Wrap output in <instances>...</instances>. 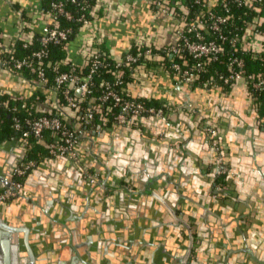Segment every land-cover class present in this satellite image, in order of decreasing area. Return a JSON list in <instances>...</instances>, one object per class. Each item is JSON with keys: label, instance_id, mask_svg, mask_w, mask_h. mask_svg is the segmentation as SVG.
I'll return each mask as SVG.
<instances>
[{"label": "crops", "instance_id": "crops-1", "mask_svg": "<svg viewBox=\"0 0 264 264\" xmlns=\"http://www.w3.org/2000/svg\"><path fill=\"white\" fill-rule=\"evenodd\" d=\"M38 1L0 0V31L6 42L19 31V10ZM106 1L113 11H100L95 24L108 54L120 57L139 37L149 40L155 34V11L148 0ZM119 4L120 11L116 8ZM40 24L36 23V31ZM88 34V29H82L72 44V60L78 64L83 58L76 45ZM128 86L133 96L169 105L170 117L162 122L143 116L132 127L112 124L104 126L101 134L92 130L77 150L82 165L99 175L96 182L83 172V181L74 179L81 168L74 163L68 165L67 158L49 154V134L32 140L16 133L0 143V173L26 161L32 152L38 157L36 167L25 178L23 194L0 204V233H9L0 237V264L12 260L11 246H20L19 258L27 256V244L40 259L39 264H71L73 255H78L71 242L85 249L92 247L86 252V264H183L179 256L184 246L172 229L173 216L165 201L175 204L179 216L192 225L195 251L186 264H264V121L247 91L242 87H190L159 62L132 74ZM0 89L14 96H30L36 91L30 83L4 74L1 69ZM206 122L215 124L222 136L226 167L230 169L225 188L217 182L220 174L215 171L218 157L213 142L205 141ZM161 133L165 140L181 141L185 147L179 146L170 161H148L150 176L139 180L138 188L130 186L125 180H135L145 164L131 165L122 155L128 156L136 149L139 156L150 157L143 139ZM102 138L110 140L104 149ZM111 141L118 143L114 147L120 157L111 156ZM97 153L114 161V168L106 173V184L120 187L101 198L94 196L101 174L86 165L93 162L94 168L102 170ZM126 185L130 188H124ZM216 186L224 189L228 197H217ZM72 187L80 192L77 201L87 204V212L79 211L73 216L67 212L64 203L71 198ZM52 194L55 203L64 208L56 219L59 225L42 221L25 201L34 197L46 200ZM62 194L64 200L60 199ZM92 220L99 224L86 226ZM61 221H75L72 225L77 235L72 236V229L66 230ZM3 222L15 228L9 230Z\"/></svg>", "mask_w": 264, "mask_h": 264}, {"label": "built area", "instance_id": "built-area-1", "mask_svg": "<svg viewBox=\"0 0 264 264\" xmlns=\"http://www.w3.org/2000/svg\"><path fill=\"white\" fill-rule=\"evenodd\" d=\"M46 1L49 0H39L30 8L19 10V31L13 39L29 47L37 38L39 47L31 54L17 56L15 48L9 46L0 33L1 71L30 83L36 88L35 93H45V99L29 105L26 98L31 95L14 96L2 89L0 94L8 93L22 100L21 107L27 109L28 115L20 117L17 107L9 108L13 127L22 137L43 139L49 134L46 143L49 154L71 160L91 182H96L99 175L82 165L77 146L90 137L92 130L97 129L101 134L104 126L112 124L132 127L143 116L166 120L172 110L167 104L149 103L133 96L128 83L125 86L128 70L132 75L159 62L190 87L209 90L242 87L252 99L255 110L264 111V0H148L155 11V34L149 40L139 37L134 45L136 49L133 46L120 57H113L102 49L96 30L100 11H113L108 1L51 0L45 4ZM68 2L81 7L77 17L80 29L73 38L72 27L61 24L62 17H73L65 7ZM116 8L120 11L121 5ZM26 13L30 14L29 20ZM37 22H41L39 31L35 29ZM82 29H88L90 34L76 45L77 53L83 58L78 64L72 60L71 48ZM54 44L68 52L71 69L56 73L54 84L47 86L49 77L44 58ZM111 58L115 60L113 78L103 83L97 100L85 106L84 101L97 86L96 74L111 65ZM249 60L263 69L251 71ZM85 65L89 69L82 74L78 68ZM25 68L32 73L31 78L22 76ZM59 91L64 103L58 98ZM6 105L0 100V110ZM188 107L195 112L191 104ZM32 108L40 114H33ZM96 117L101 124H96ZM261 117L264 121V113ZM204 127L209 135L216 133L215 124L206 122ZM214 144L218 146L217 139ZM36 164V160H27L14 169L11 185L0 189V204L23 194L25 178ZM226 173H230L227 167L219 171V174Z\"/></svg>", "mask_w": 264, "mask_h": 264}, {"label": "water", "instance_id": "water-1", "mask_svg": "<svg viewBox=\"0 0 264 264\" xmlns=\"http://www.w3.org/2000/svg\"><path fill=\"white\" fill-rule=\"evenodd\" d=\"M169 117H170V115L168 116V118L166 120H161V119H159V120L162 122H167L169 120ZM203 128H204V132L206 133L205 134V141H207L208 144L213 142V147L217 153L218 159L216 160L215 171H216V173L219 174V171L223 167H226V165H227V161H226V157H225V153H224V145H223V141H222V136L220 135L219 128L217 126H216V133L214 135H209L206 132L204 125H203ZM214 139L218 140L219 149H218V146H216L214 144ZM101 141H102V149H104L103 145L105 143H110V140H105L104 138H102ZM111 142L112 143L109 145V147L113 149L111 156L114 158V156L116 157L118 155L117 153H115V147H114L118 143L116 141H111ZM143 142H145V144H146L144 149L147 151H151L150 157H148V155L139 156L136 149H134L133 152H131L130 155H128V156L122 155V157H126L127 159H129L128 162L131 165H133V163H135V162L136 163L137 162L138 163L144 162V164H145V166L143 168H141V169H139V171H137V174L135 175V180H132L131 177H129L127 180H125L128 184H130V186H134V188L139 187V184H138L139 180H145V179H147V177L150 176V173H149L150 171L147 168L148 166H146L148 164V161H156V160L162 161V160L167 159V158L170 161L172 154L178 150L179 146L181 148L185 147V145L181 141L173 142L170 139L165 140L163 133L155 136V138L149 137L148 140H145V141L143 139ZM97 156L99 158H101L98 164H100V166L102 167V170L98 169V168H94L95 163H93V162H90L89 164L86 163V165L88 167L90 166L92 169L98 171L101 174L102 179L99 182V186L94 187V196L101 198L102 196L109 195V193L120 189V187L119 186L109 187L108 184H106V173L108 172V169L114 168L113 167L114 161L105 158L104 155H101L99 153H97ZM220 157H221V159H220ZM63 158L66 160L65 157H63ZM65 162L70 166H74L73 162L71 160H66ZM18 165L19 164L13 165L9 169H8V167L5 168V174H3L2 172L0 173V189L6 188V187L11 185V183L13 181V171ZM105 167H106V169H105ZM128 168L131 170L130 167H128ZM77 174L81 178L78 175L77 176L73 175V178L78 179V180L81 179V181H83L82 180L83 179L82 171L79 170ZM229 175H230V173H228V176ZM215 183H216V180H215ZM215 185H217V184H215ZM60 188H64V187L60 186L59 189ZM124 188H130V187H128L126 185ZM131 188H133V187H131ZM66 190L67 189H64L63 192H65ZM222 190L218 189V187L216 186V190L214 191L215 195L217 197H228L229 194L227 192H225L224 189H222ZM23 191H25L24 188H23ZM70 192L73 193L71 198L70 199L68 198L69 200H66V202L64 203V206L67 208V212L71 216H73V214L78 213L79 211H84V212L86 211L87 212L88 209L84 208L87 206V204H86V206H84L83 203L77 201L78 194H80V192L75 190L73 187H72V189H70ZM87 192L88 191H86V193ZM68 195H70V194H68ZM53 196H54L53 194L50 196H47L48 199H46V200H42V199H39L38 197H34L33 199L29 198L25 201L28 205L31 206L32 210L38 214L39 218L42 221H47L49 224H52V225H54V224L59 225V222L56 221V219L59 218V216H60L59 214L61 213V210H64V208H63V206H59L55 203V201L53 200L54 199ZM64 196L65 195L62 194L60 196V199L64 200L65 199ZM106 201H108V200L105 199V202ZM164 203L167 204L166 206L168 207V210L170 211V213L173 216L172 221H171V225L173 227L172 228L173 231L177 234V237H178L177 240H180V244L182 243L184 246L183 252L179 256V259H180L181 263L186 264L190 261V257H191V255L194 254V251H195V248H194L195 235H194L192 225L189 224L184 218L179 216V214L175 211V209L177 207L175 204L169 205L166 201ZM171 203H173V202H171ZM80 205L83 207H81ZM84 218H86V217L84 216ZM72 222H75V221H72ZM72 222L71 221H68V222L61 221L60 224L62 226H65L66 230L72 229L71 234H72V236L73 235L75 236V235H77V230L72 225ZM76 222L78 225V221H76ZM2 224L6 228H8L9 230H12V228H15V227H13V226L5 223V222H3ZM91 224L95 226V225H98L99 223L96 220L95 221L92 220V223L86 222V226H90ZM95 230H96V228L94 229V231ZM6 234H9V233H0V237L1 236L4 237V235H6ZM10 236H12V235H10ZM26 240H27V235H26ZM71 243H72V247L75 249V254H78V255H76L77 258L73 255L70 263L71 264H86L85 263L87 260L86 259V256H87L86 252L88 251V253H89V249H91L92 247L89 245V249L88 248L85 249L84 247L77 245L76 242H74V243L71 242ZM27 247H28L27 256H21L19 258L18 252L22 251L20 249V246H17V245L11 246V248H12V260L7 262V264H39L40 259L38 257L34 256V253H33L32 249L30 248L29 244H27ZM79 260H80V262H79Z\"/></svg>", "mask_w": 264, "mask_h": 264}, {"label": "trees", "instance_id": "trees-1", "mask_svg": "<svg viewBox=\"0 0 264 264\" xmlns=\"http://www.w3.org/2000/svg\"><path fill=\"white\" fill-rule=\"evenodd\" d=\"M51 0L46 1L45 4H49ZM66 9L69 10L72 14L73 17L72 19H66L65 17L61 18V24L63 27H72L73 29V33L71 35V37L73 38L74 36H76V34L79 31V27H80V23L77 20V17L81 14V7L78 4L75 3H66L65 5ZM26 18L29 20L30 17L27 15ZM1 30V29H0ZM1 33V31H0ZM9 46H11L12 48H15V53L17 56H26L31 54L33 49H36L39 47V41L38 39H34V42L29 46V47H24L23 46V42L22 41H18L15 39H11L10 41H8ZM103 50H106V47L104 45H101ZM133 49H136V47L134 46ZM67 56H68V52L65 50V48H63V46L61 45H52L51 46V50L49 52V55L44 58V63L46 66V71L49 77V81L47 83V86H51L52 84H54V78L56 73L60 72V71H68L71 69V64L67 61ZM111 65L109 67H103L102 69H100L98 71V73L95 76V81L97 83V86L94 90V92L87 98V100L84 101V105L87 106L90 104V102H94L97 100V97L100 95L101 90L103 89V83L109 79H112L114 74H115V69L112 68V65L114 63V59L111 58L110 60ZM249 62L252 64L250 70L251 71H255V70H259V69H263L261 66H259L257 64V62H254L252 60H249ZM152 65V64H151ZM88 65H85L83 67L78 68V71L82 74L87 73L88 71ZM21 74L23 77H27V78H31L33 75L32 73H30V71L28 69H23L21 71ZM131 70L127 71V77H126V83L125 86L127 85L128 81H130L131 79ZM58 98L60 99L61 103H64V99L63 96L61 94V91L58 92ZM45 99V93L38 91L36 93H34L33 95H31L30 97L26 98V102L31 105V103L35 102V101H42ZM0 100L6 102V106L7 107H3L0 110L1 113V117H2V121H0V143L8 136L14 135L16 133H18L16 131V129L13 127V115L11 113V111L9 110V108H13V107H17L18 111L17 114L20 117H25L28 115V111L26 108H22V100H18V99H14L12 98L8 93H2L0 94ZM146 102L149 103H154V104H158L154 101H149L144 99ZM260 113H264V111L262 110V108L259 109ZM31 112L35 115L40 114V112L35 111V108H32ZM96 124H101L100 120L98 117H96L95 119ZM32 140H35V137H31ZM37 156L32 152L29 157L26 159L27 160H37ZM228 173L226 174H220L218 177V184H220L222 187H227L226 185L228 184Z\"/></svg>", "mask_w": 264, "mask_h": 264}]
</instances>
